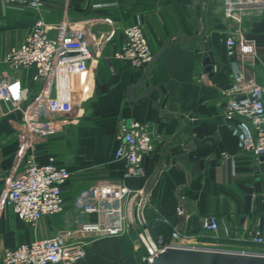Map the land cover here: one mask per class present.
<instances>
[{"label":"crops","instance_id":"crops-1","mask_svg":"<svg viewBox=\"0 0 264 264\" xmlns=\"http://www.w3.org/2000/svg\"><path fill=\"white\" fill-rule=\"evenodd\" d=\"M66 0H44L41 11L20 3L0 2V60L13 46L22 44L38 17L57 22ZM70 16L92 20L88 27L105 45L97 44L87 70L73 78V111L56 116V131L36 142V160L47 163L54 156L71 171L63 186L64 210L45 215L34 227L21 220L10 206L0 202V261L4 252L36 238L49 237L63 229L91 240L94 232H82L84 222L102 218L115 221L105 209H116L119 201L98 200L103 213L87 212L83 200L95 186L124 184L137 192L122 201L125 211L140 225L137 208L144 190L147 224L179 222L182 240L191 245L245 251H262L254 237L260 228L264 208L241 223L245 193L240 183L250 182L256 156L240 146L239 137L226 124L228 96L224 93L235 73L244 71L264 84V11L247 10L227 16L224 0H69ZM140 23L156 55L147 78L151 84L166 87L169 98L163 113L158 92L140 98L146 86H135L144 76V68L116 57L126 37V27ZM205 27L202 37L185 40L178 34L194 35ZM237 37L238 47L229 55L227 34ZM212 50L218 67L213 76L204 72L203 54ZM4 74L20 78L28 98L38 94L41 82L33 80L34 68H11L3 62ZM163 99V98H162ZM161 99V101H162ZM160 101V102H161ZM23 104L9 102L0 107V199L8 179L20 171L18 149L23 124ZM181 116L170 118L169 113ZM139 120L155 133V149L147 156L145 177H124L123 162L115 157L120 142L116 131L122 122ZM185 152L186 155H179ZM230 154L223 159L222 153ZM234 158V163L232 162ZM203 160V162H202ZM189 175V178H188ZM183 206L186 219L178 213ZM214 216L219 229L208 230L202 220ZM75 236V237H76ZM63 264V263H62Z\"/></svg>","mask_w":264,"mask_h":264},{"label":"built area","instance_id":"built-area-1","mask_svg":"<svg viewBox=\"0 0 264 264\" xmlns=\"http://www.w3.org/2000/svg\"><path fill=\"white\" fill-rule=\"evenodd\" d=\"M4 4L20 3L41 11L44 0H0ZM227 16L235 17L247 10L264 11V0H224ZM70 3L66 0L64 12L57 22L38 17L24 42L13 46L0 60V107L3 103L14 106L26 104L23 108V124L16 164L21 169L7 182L0 202L10 206L16 215L31 226L36 227L45 215L60 213L64 210L63 186L71 178V171L51 156L47 163L36 160V142L38 138L52 135L56 131L55 120L60 115L73 111V78L87 70L88 61L96 53V43L106 44L111 35L98 40L89 30V25L96 21L75 20L71 18ZM94 23V22H93ZM126 40L116 57L128 60L134 68H144L152 60L154 53L149 44L142 24L134 23L125 28ZM225 44L229 55H234L238 40L233 34H227ZM3 62L17 70L33 67V80L41 82V88L33 97L24 95L25 86L20 78L4 74ZM228 96L225 120L230 130L239 137L243 150L252 152L256 157L264 154V84L244 71L235 73L230 85L224 89ZM57 116V117H56ZM116 138L120 145L115 157L123 162L124 177H145L147 175L145 160L155 149V133L150 125L131 120L120 123ZM223 159L230 154L222 153ZM234 163V158H232ZM141 194V193H140ZM136 196L124 184L95 186L90 190V197L83 200V209L87 212L103 213L104 208L98 200L109 198L119 201L116 209H105L112 215L117 211L115 221L104 218L94 222H84L82 232H94V238L105 235H122L133 227V218L124 209L125 197ZM137 216L142 228L138 233L149 254L144 258L152 263L154 256L170 246L204 247L191 245L182 240L180 229H174L168 239L159 235L151 236L144 214L146 226L142 227L139 208ZM183 214V206L178 207ZM202 226L208 230L219 229L216 217L202 220ZM134 228V227H133ZM76 231L63 229L49 237L36 238L22 243L16 248L4 252L0 264H71L85 254L86 246L92 240L75 237ZM258 244H264V235L258 231L254 237ZM245 251V250H242ZM261 252L262 251H256Z\"/></svg>","mask_w":264,"mask_h":264},{"label":"water","instance_id":"water-1","mask_svg":"<svg viewBox=\"0 0 264 264\" xmlns=\"http://www.w3.org/2000/svg\"><path fill=\"white\" fill-rule=\"evenodd\" d=\"M204 31L205 27L200 31H196V34L194 35L178 34V37L185 40L194 39L202 37ZM168 47L169 44H166L156 55L153 56L152 60L145 67L143 78L135 86L132 87L135 88L142 85L146 86L147 89L140 98H145L147 96L153 95L154 91H157L159 94L158 105L163 113H165L164 107L169 98L167 89L165 86L160 84H151V81L149 78H147V76L152 64L163 55ZM203 65L204 72L209 76H213L216 67H218V63L216 61V56L212 50H206L204 52ZM168 116L170 118L179 120H181L182 118L181 116L172 114L171 112ZM179 155H186V153L182 152ZM256 159L258 160V164L254 166V172L251 176L250 182L239 184V187L245 193V206L243 215L241 217V223H243L250 216L256 215L264 208V154H260L256 157ZM141 198L142 202L139 208V216L142 220V227L144 228L146 226V223L143 220L142 211L143 205L147 200V192L145 190L141 193ZM185 219L186 214L184 212L182 216V222H184ZM260 221V228H263L264 215L260 217ZM134 228L136 229L137 233H140L142 230L141 226L138 224H134ZM151 264H264V253L211 247L170 246L162 251H159L154 256Z\"/></svg>","mask_w":264,"mask_h":264},{"label":"trees","instance_id":"trees-1","mask_svg":"<svg viewBox=\"0 0 264 264\" xmlns=\"http://www.w3.org/2000/svg\"><path fill=\"white\" fill-rule=\"evenodd\" d=\"M179 217L173 216L169 223L154 221L148 225L151 236L162 235L168 239L171 227L178 224ZM149 254L135 228L122 235H105L92 239L86 246L85 254L71 264H149L144 259Z\"/></svg>","mask_w":264,"mask_h":264},{"label":"rangeland","instance_id":"rangeland-1","mask_svg":"<svg viewBox=\"0 0 264 264\" xmlns=\"http://www.w3.org/2000/svg\"><path fill=\"white\" fill-rule=\"evenodd\" d=\"M157 239V238H156ZM142 241V240H141ZM143 242V241H142ZM144 243V242H143ZM148 262H149V260H148Z\"/></svg>","mask_w":264,"mask_h":264}]
</instances>
